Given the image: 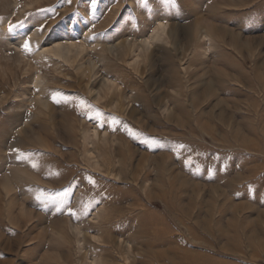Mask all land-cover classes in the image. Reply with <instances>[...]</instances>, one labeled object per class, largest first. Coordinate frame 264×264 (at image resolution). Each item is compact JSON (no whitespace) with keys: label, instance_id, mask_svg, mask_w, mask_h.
Wrapping results in <instances>:
<instances>
[{"label":"rangeland","instance_id":"1","mask_svg":"<svg viewBox=\"0 0 264 264\" xmlns=\"http://www.w3.org/2000/svg\"><path fill=\"white\" fill-rule=\"evenodd\" d=\"M0 264H264V0H0Z\"/></svg>","mask_w":264,"mask_h":264},{"label":"bare ground","instance_id":"2","mask_svg":"<svg viewBox=\"0 0 264 264\" xmlns=\"http://www.w3.org/2000/svg\"><path fill=\"white\" fill-rule=\"evenodd\" d=\"M162 27V26H161ZM161 29V28H160ZM162 30V29H161ZM224 35H225V37H226V31L223 33ZM230 39H236V41H238L237 39H239L238 37H236V36H231V38ZM72 45V44H71ZM70 45V47H72ZM234 45H235V47H236V49L238 48L239 50H240V52L242 51V49H243V47H240V46H238L237 45V42H234ZM73 47H74V45H73ZM240 47V48H239ZM75 48H77V46L75 47ZM75 48L73 49V50H75ZM70 49V48H69ZM68 48H65L64 46H61V45H55L54 47H52L51 49H49V50H46V51H43L41 54H53V56H57V57H59V58H62L63 56H64V54L65 53H67V52H69L68 50H69ZM68 55V54H67ZM58 59V58H57ZM69 61V60H68ZM93 66V65H92ZM37 81V80H36ZM35 83V82H34ZM37 83H38V81H37ZM109 83V82H108ZM106 83H104V85H105ZM109 85H110V83H109ZM109 85H108V87H109ZM111 86V85H110ZM115 86V85H114ZM116 87H118V86H116ZM115 88V87H114ZM75 89V88H74ZM85 89V88H84ZM89 89V88H88ZM113 89V88H112ZM78 90V89H77ZM92 89H90V91H91ZM93 91V90H92ZM113 91V90H112ZM119 91V90H118ZM79 92H80V90H79ZM84 92V91H83ZM88 92V91H87ZM85 93V92H84ZM102 93V92H101ZM108 93V92H107ZM103 94V93H102ZM102 94H101V96H102ZM83 95V94H82ZM91 95V94H90ZM113 95V94H112ZM97 96H98V94H97ZM104 97H105V95H104ZM144 97V96H143ZM99 99V98H98ZM105 99V98H104ZM111 99H112V97H111ZM119 100V99H118ZM102 101V100H101ZM109 103V102H108ZM74 105V104H73ZM121 109V108H120ZM121 111V110H120ZM82 113V112H81ZM122 113V112H121ZM96 114V113H95ZM93 115V114H92ZM96 116V115H95ZM94 117V116H93ZM127 117H131V116H127ZM72 118V117H71ZM90 119V118H89ZM75 120V119H74ZM135 120V119H134ZM72 123V122H71ZM71 123H70V125H71ZM135 123V122H134ZM100 124V123H99ZM124 124V123H123ZM127 124H129V123H127ZM133 124V123H132ZM73 125V124H72ZM123 126V125H122ZM129 126V125H128ZM132 126V125H131ZM45 127H46V125H45ZM135 127V126H134ZM67 128H69V127H67ZM72 127H70V129H71ZM125 128V127H124ZM136 128V127H135ZM52 129V128H51ZM137 129V128H136ZM53 130V129H52ZM125 130H126V128H125ZM124 130V131H125ZM134 130V129H133ZM132 131V130H131ZM49 132V131H48ZM94 132V131H93ZM123 132V131H122ZM128 132V131H127ZM137 132V131H136ZM43 133V132H42ZM46 133V132H45ZM124 133V132H123ZM126 133V132H125ZM44 134V133H43ZM121 134V133H120ZM45 135V134H44ZM47 135V134H46ZM74 135V134H73ZM104 135V134H103ZM128 135V134H127ZM67 136L69 137V139L70 140H72V135H71V133L70 132H68L67 133ZM93 136H95V135H93ZM109 136V135H108ZM120 136V135H119ZM135 136V135H134ZM142 136V135H141ZM67 137V138H68ZM96 137V136H95ZM103 137V136H102ZM114 137V136H113ZM121 137V136H120ZM124 137V136H123ZM92 138V137H91ZM104 138V137H103ZM117 138V140H118V137H116ZM142 138V137H141ZM110 139V138H109ZM120 139V138H119ZM130 139V138H129ZM137 139V138H136ZM68 140V139H67ZM100 140V139H99ZM107 140V139H106ZM123 140V139H122ZM131 140V139H130ZM111 141V140H110ZM125 141V140H124ZM132 141V140H131ZM133 141H135V140H133ZM132 141V142H133ZM69 142V141H68ZM122 143H124V142H122ZM128 143V142H127ZM141 143H142V141H141ZM70 144L73 146H75L76 144H74V142L73 141H70ZM120 144V143H119ZM50 145V144H49ZM63 145V144H62ZM65 145V144H64ZM71 145H69L70 147H71ZM118 145V144H117ZM123 145H125V144H123ZM66 147V146H65ZM120 148H121V146H119ZM74 148V147H73ZM126 148V147H125ZM124 148V149H125ZM146 148V147H145ZM118 149V148H117ZM122 149V148H121ZM99 150H100V148H99ZM104 151H106V150H104ZM116 151V150H115ZM114 151V152H115ZM123 151V150H122ZM121 151V152H122ZM135 151V150H134ZM57 152V151H56ZM136 152H137V150H136ZM59 153V152H58ZM118 153V152H117ZM126 153V152H125ZM132 152H131V150L130 149H128V152H127V156L128 157H130V154H131ZM141 154V153H140ZM109 155V154H108ZM120 155V154H119ZM114 156H118V155H114ZM113 156V157H114ZM156 156V155H155ZM163 156V155H162ZM161 156V158H163ZM110 157V156H109ZM121 161H124L125 160V157H124V153H121ZM127 157V158H128ZM147 157V156H146ZM145 157V158H146ZM158 157V156H157ZM115 158V157H114ZM167 158V157H166ZM111 159H112V156H111ZM119 159V158H118ZM63 161V160H62ZM129 161V160H128ZM141 161V160H140ZM161 161H162V159H161ZM164 161V160H163ZM164 162H166V160L164 161ZM168 162V161H167ZM118 163H119V161H118ZM161 163V162H160ZM172 163V162H171ZM121 164V163H120ZM122 164H123V162H122ZM145 164V163H144ZM174 164V163H173ZM103 165V164H102ZM124 165V164H123ZM155 165V164H154ZM165 165V164H164ZM122 166V165H121ZM125 166V165H124ZM142 166V165H141ZM145 166V165H144ZM104 167V166H103ZM118 167H119V169H120V166H119V164H118ZM160 167V166H159ZM137 168H140V167H137ZM128 169V168H127ZM135 169V168H134ZM99 170V169H98ZM132 170V169H131ZM115 171V170H114ZM107 172H108V170H107ZM134 172V171H133ZM167 173V172H166ZM107 174V173H106ZM110 174V173H109ZM119 174H120V172H119ZM126 174V173H125ZM130 174H132V173H130ZM111 175V174H110ZM127 175V174H126ZM135 175V174H134ZM146 175H147V173H146ZM122 176V175H121ZM136 176V175H135ZM175 176H176V174H175ZM129 177V176H128ZM174 177V176H173ZM177 177V176H176ZM177 178H179V177H177ZM120 180H121V178H120ZM133 180H135V179H133ZM170 180V179H169ZM171 181V180H170ZM175 182V181H174ZM171 183H172V181H171ZM121 185V184H120ZM163 186V185H162ZM169 186V185H168ZM185 186V185H184ZM125 187V186H124ZM183 187V186H182ZM178 188V187H177ZM176 188V189H177ZM181 188V187H180ZM131 189V188H130ZM171 189V188H170ZM179 189V188H178ZM165 190V189H164ZM168 190V189H167ZM134 190H132V192H133ZM174 191V190H173ZM135 192V191H134ZM179 192V191H178ZM149 193V192H148ZM168 193V192H167ZM130 194H133V193H130ZM146 194V193H145ZM134 195V194H133ZM149 195H151V193L149 194ZM131 196V195H130ZM148 196V195H147ZM134 197V196H133ZM132 197V198H133ZM150 197V196H149ZM146 198V197H145ZM123 200V199H122ZM131 200V199H130ZM118 201V200H117ZM133 201V200H132ZM131 206V205H130ZM148 227V226H147ZM148 230V229H147ZM73 231V230H72ZM79 231V230H78ZM142 232H143V234L145 233L144 232V230H142ZM147 233H148V231H147ZM147 233L145 234V235H147ZM156 240L155 241H148L146 244H145V246L146 247H148L149 249L150 248H152V249H155V248H161L162 247V243H161V241H159V240H161V238L160 237H158V236H155L154 237ZM131 239H132V237H131ZM107 239L105 238V241H106ZM113 240V239H112ZM111 240V241H112ZM115 240V239H114ZM113 240V241H114ZM129 240V239H128ZM136 240H138V239H136ZM139 244V243H138ZM112 246V245H111ZM146 251V250H145ZM144 251V252H145ZM142 253V252H141ZM147 254V253H146ZM141 255V254H140ZM154 255V254H153ZM140 257V256H139ZM170 257V256H169ZM137 258H138V256H137ZM139 259V258H138ZM161 259H162V256L161 255H159V261H161ZM158 262V261H157Z\"/></svg>","mask_w":264,"mask_h":264},{"label":"snow or ice","instance_id":"3","mask_svg":"<svg viewBox=\"0 0 264 264\" xmlns=\"http://www.w3.org/2000/svg\"><path fill=\"white\" fill-rule=\"evenodd\" d=\"M24 47H25V49H27L28 48V44H25Z\"/></svg>","mask_w":264,"mask_h":264}]
</instances>
